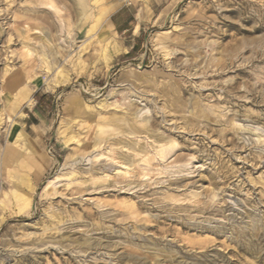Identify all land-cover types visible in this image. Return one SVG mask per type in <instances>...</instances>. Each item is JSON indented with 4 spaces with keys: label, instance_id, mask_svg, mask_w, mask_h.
I'll use <instances>...</instances> for the list:
<instances>
[{
    "label": "rangeland",
    "instance_id": "374dc122",
    "mask_svg": "<svg viewBox=\"0 0 264 264\" xmlns=\"http://www.w3.org/2000/svg\"><path fill=\"white\" fill-rule=\"evenodd\" d=\"M10 1L0 0V264H264V0H98L91 14L114 9L97 23L81 16L76 0ZM47 2L53 8L43 10ZM113 41L119 53L106 61ZM57 71L67 83L34 85ZM23 87L31 100L20 96ZM173 87L180 112L170 109ZM195 100L202 116L191 109ZM99 112L128 113L134 125L171 138L166 158L156 161L146 132L121 134L112 123L101 132L88 119ZM117 137L149 149L148 161ZM124 152L138 158L137 178L114 173ZM105 166L124 187L109 176L91 183ZM21 176L31 189L19 184L30 196L19 209L11 191Z\"/></svg>",
    "mask_w": 264,
    "mask_h": 264
},
{
    "label": "bare ground",
    "instance_id": "6f19581e",
    "mask_svg": "<svg viewBox=\"0 0 264 264\" xmlns=\"http://www.w3.org/2000/svg\"><path fill=\"white\" fill-rule=\"evenodd\" d=\"M4 1V0H3ZM13 0H11L10 2H12ZM59 1V0H58ZM61 1V0H60ZM77 1V4H78V7H80L81 8V16L83 17V18H85V17H90V18H92V21L93 22H96L97 23V21H98V19H99V17H104L106 14H108L112 9H114V3L112 4V5H110V6H103V4H102V6H103V8L101 7V9H99V7H98V11H97V14H91V12L89 11L90 9H87L88 8V6L90 5V6H92L91 8L92 9H94L95 8V4H97V2H101V1H98V0H91V4L87 1V0H76ZM90 1V0H89ZM122 1H124V0H122ZM9 2V1H8ZM26 1H24V3H25ZM56 2V1H55ZM115 2V1H114ZM118 2V1H117ZM116 2V3H117ZM27 3V2H26ZM25 3V4H26ZM58 3V2H57ZM62 3V2H61ZM73 3V2H72ZM29 4V3H28ZM47 6L46 7H42L43 8V10L44 9H50V8H53L51 5H50V2H47ZM63 4V3H62ZM61 4V5H62ZM30 5H32V4H30ZM68 5V4H67ZM72 5V4H71ZM74 5H76V4H74ZM28 6V5H27ZM40 6V5H39ZM60 7V6H59ZM62 7H63V5H62ZM66 7V6H65ZM72 7V6H71ZM24 8V7H23ZM33 7H30V10L32 9ZM39 8V7H38ZM58 8V7H57ZM67 8V7H66ZM25 9V8H24ZM37 9V8H36ZM61 9V8H60ZM63 9H65V8H63ZM72 9V8H71ZM34 10V9H33ZM39 10V9H38ZM53 10V9H52ZM78 10V9H77ZM32 11V10H31ZM31 11H30V13H31ZM34 11H37V10H34ZM33 11V12H34ZM79 11V10H78ZM28 12V11H27ZM39 12H41L40 10H39ZM43 12V11H42ZM46 12V11H45ZM74 11H73V9H72V13H73ZM77 12V11H76ZM1 13V12H0ZM35 13V12H34ZM37 13V12H36ZM35 13V14H36ZM51 13V12H50ZM79 13V12H78ZM9 14V13H8ZM25 13H23V15H24ZM56 14H57V12H56ZM46 15V14H45ZM47 15H48V13H47ZM51 16H54V15H52V14H50ZM49 15V16H50ZM72 15V14H71ZM76 15L78 16V14L76 13ZM0 16H4V15H0ZM28 16V15H27ZM31 16V15H30ZM75 16V15H74ZM80 16V15H79ZM17 17V16H16ZM40 14H39V20H40ZM55 17H57V16H55ZM1 18V17H0ZM5 18V17H4ZM9 18V17H8ZM18 18V17H17ZM49 18V17H48ZM57 18H59V17H57ZM81 18V17H80ZM10 19V18H9ZM43 19H44V17H43ZM47 21L49 20V19H47V18H45ZM55 19V18H54ZM56 20V19H55ZM58 20V19H57ZM75 20H77L76 18H75ZM35 21V20H34ZM41 21V20H40ZM50 21H51V23H52V19H50ZM80 21H82V20H80ZM80 21L78 22V23H80ZM54 22V21H53ZM63 22V21H62ZM61 22V23H62ZM41 23H42V21H41ZM50 23V25L52 26V24ZM54 24V23H53ZM60 24V23H59ZM58 24V25H59ZM36 25V24H35ZM45 25V24H44ZM63 25V24H62ZM78 25H80V24H77V26ZM37 26H39V25H37ZM48 26V25H47ZM93 26V25H92ZM45 27V26H44ZM58 26H56L55 28H57ZM62 27V26H61ZM41 28V27H40ZM46 28V27H45ZM59 28H60V26H59ZM58 28V29H59ZM62 28H64V27H62ZM61 28V29H62ZM27 29V28H26ZM29 29V28H28ZM42 29V28H41ZM57 29V30H58ZM30 30V29H29ZM63 30V29H62ZM38 30H36V32H37ZM44 31H45V29H44ZM92 31V27H90L88 30H87V33H89V32H91ZM34 32V31H33ZM40 32V31H39ZM38 32V33H39ZM49 32V31H48ZM59 32V31H58ZM60 33V32H59ZM160 33H162V32H160ZM17 34V33H16ZM27 34V33H26ZM30 34V33H29ZM40 34V33H39ZM31 35V34H30ZM43 35V34H42ZM47 34H45V36H46ZM164 34H162L161 36H163ZM2 36V35H1ZM28 36V35H27ZM45 36H44V38H45ZM165 36V35H164ZM163 36V37H164ZM14 37H15V35H14ZM47 37V36H46ZM63 37H64V35H63ZM10 38V37H9ZM21 38V37H20ZM61 38H62V36H61ZM157 38V37H156ZM158 39V38H157ZM159 39H161V38H159ZM164 39H165V37H164ZM163 39V40H164ZM8 41V40H7ZM106 41V39L104 40V42ZM108 41V40H107ZM110 41H112V40H110ZM160 41V40H159ZM166 41V40H165ZM39 42V41H38ZM37 42V43H38ZM43 41H41V43H42ZM103 42V41H102ZM26 43V42H25ZM24 43V44H25ZM45 43V42H44ZM106 43V42H105ZM108 43V42H107ZM162 43V42H161ZM40 44V43H39ZM109 44V43H108ZM38 45V44H37ZM47 45V44H46ZM27 46H28V44H27ZM40 46H42V45H40ZM159 46V45H158ZM165 46V45H164ZM37 47H39V46H37ZM59 47V46H58ZM162 47V45L160 44V48ZM27 48V47H26ZM31 48V47H30ZM108 48H110V50H109V54L108 53H106L107 54V56L105 57V59H106V61H108V59L110 58V56L111 55H114V54H118L119 53V50H120V46L118 45V43L117 42H111L110 43V45H109V47ZM163 48V47H162ZM166 48V47H165ZM59 49V48H58ZM164 49V48H163ZM162 49V50H163ZM43 50V49H42ZM61 50V49H60ZM101 50V49H100ZM164 50H166V49H164ZM39 51V50H38ZM107 51V50H106ZM167 51V50H166ZM28 52V51H27ZM33 52V51H32ZM47 52V51H46ZM49 52H50V50H49ZM165 52V51H164ZM163 52V53H164ZM104 53V52H103ZM111 53V54H110ZM166 53V52H165ZM164 53V54H165ZM38 54L39 53H37V55L36 56H38ZM50 54V53H49ZM60 54V53H59ZM105 54V53H104ZM10 55V54H9ZM58 55V54H57ZM103 55V54H102ZM166 55H167V53H166ZM29 56V55H28ZM49 56V55H48ZM51 56H52V54H51ZM62 56V55H61ZM104 56V55H103ZM35 57V56H34ZM33 57V58H34ZM44 57H45V55H44ZM37 58V57H36ZM38 59V58H37ZM43 59V58H42ZM46 59H47V57H46ZM102 59H104V57L102 58ZM104 59V60H105ZM50 60V59H49ZM55 60V59H54ZM59 60V59H58ZM27 61V60H26ZM37 61H39V60H37ZM105 61V62H106ZM36 62V61H35ZM42 62L44 63L45 62V68L48 70V71H51L52 70V64H50V63H52V62H50L49 63V61H43L42 60ZM54 62V61H53ZM78 62V61H77ZM26 63V62H25ZM42 63V64H43ZM55 63V62H54ZM41 64V63H40ZM6 65V64H5ZM11 65V64H10ZM44 65V64H43ZM58 65V64H57ZM12 66V65H11ZM40 66V65H39ZM59 66V65H58ZM14 67V66H13ZM12 67V68H13ZM26 67V66H25ZM15 68V67H14ZM24 68V66H22V68H20V70L21 69H23ZM37 68V67H36ZM56 68V67H55ZM58 68V67H57ZM56 68V69H57ZM127 68V67H126ZM131 68V67H130ZM9 69H11V68H8V69H6L7 71L9 70ZM37 69H39V67L37 68ZM132 69V68H131ZM4 70H5V68H4ZM14 70H16V68L14 69ZM142 70V69H141ZM24 71V70H23ZM27 71V70H26ZM37 71V70H36ZM35 71V72H36ZM43 71H44V68H43ZM11 72V71H10ZM34 71H32V73H35ZM39 72V71H38ZM61 72V71H60ZM60 72H55V73H52L49 77H47V78H45L43 81H40V79L39 78H35L33 81H34V85L35 86H38V85H40L41 83L42 84H44L43 86L46 88V89H54L56 86H59L60 84H65V83H67L68 82V77L66 76V74H63V73H60ZM124 72V71H123ZM127 72V71H126ZM130 72H132V71H130ZM16 73V72H15ZM23 73H25V71L23 72ZM29 73V72H28ZM45 73V72H44ZM10 74V73H9ZM12 74V73H11ZM39 75L40 74H42V73H38ZM48 74V73H47ZM134 74H135V72H134ZM133 74V75H134ZM13 75H14V73H13ZM33 75H36V73L35 74H33ZM43 75V74H42ZM136 75V74H135ZM16 76H18V74L16 75ZM15 76V77H16ZM20 76H21V74H20ZM24 76V75H23ZM26 76V75H25ZM48 76V75H47ZM128 76V75H127ZM137 76V75H136ZM135 76V77H136ZM4 77H5V75H4ZM9 77H10V75H9ZM11 77H12V75H11ZM28 77H29V75H28ZM46 77V76H45ZM125 78H126V76H124ZM34 78V77H33ZM44 78V77H43ZM6 79V78H5ZM28 79V78H27ZM123 79V78H122ZM11 80H13V79H11ZM11 80L9 81V82H11ZM133 80V79H132ZM140 80H142V79H140ZM140 80H138L139 82H140ZM146 80V79H145ZM148 80V79H147ZM151 80V79H150ZM14 81V80H13ZM19 81V80H18ZM17 81V82H18ZM27 81H29V80H27ZM6 82V81H5ZM17 82L15 81V83L17 84ZM20 82H21V79H20ZM135 82V81H134ZM137 82V81H136ZM164 82V81H163ZM162 82V83H163ZM169 82V81H168ZM8 83V82H7ZM141 83V82H140ZM150 83V82H149ZM152 83V82H151ZM165 83H167V82H165ZM24 84V83H23ZM29 84V83H28ZM138 84V83H137ZM8 85H10V84H8ZM149 85H152V84H148L147 83V86H149ZM167 85V84H166ZM14 86V85H13ZM19 86V85H18ZM176 86H177V84H176ZM7 87V86H6ZM5 87V88H6ZM153 87V86H152ZM163 87V92L165 93V94H167L168 95V93H167V88H166V86L164 85V86H162ZM14 88V87H13ZM17 88V87H16ZM57 88V87H56ZM161 87H159V89H160ZM178 88V87H177ZM10 89H11V87H10ZM45 89V90H46ZM172 89V88H171ZM173 89H174V87H173ZM176 89V88H175ZM175 89H174V91H171V92H173L172 94L174 95L172 98L170 97V99H171V103H172V108L170 107V109H172V110H174V111H176V112H180L181 111V107L184 105L182 102H181V100H180V96H179V93H180V91H179V89H176V91H175ZM8 90L9 89H7L6 91L8 92ZM177 90L179 91V92H177ZM16 91V90H15ZM4 92V91H3ZM10 92V91H9ZM14 93V92H13ZM181 94V93H180ZM14 95V94H13ZM16 95V94H15ZM19 95V94H18ZM20 96L23 98V99H27V100H31V98L29 97V89L28 88H26V87H23V88H21L20 89ZM13 97V96H12ZM16 98V97H15ZM170 101V100H169ZM15 102V101H14ZM13 102V103H14ZM30 102V101H29ZM11 103V102H10ZM169 103V102H168ZM82 104V103H81ZM99 104H101V107H104L105 106V104H107V102L106 101H100L99 102ZM114 104H116V103H114ZM194 106L195 105H197V102H196V100H195V102H193L192 103ZM199 104V103H198ZM10 105V104H9ZM110 105V104H109ZM11 106V105H10ZM111 106V105H110ZM170 106V105H169ZM185 106V105H184ZM89 106H87V108H88ZM137 107V106H136ZM135 107V108H136ZM168 107V106H167ZM197 107V108H196ZM196 107H194V108H191V109H195L196 110V112L199 114V115H201L202 116V111H201V109L200 108H198V105L196 106ZM81 108V107H80ZM87 108H83V109H87ZM92 108V107H91ZM91 108H88L87 110H89L90 109V111L92 112V110H91ZM95 108V107H94ZM108 108V107H107ZM109 108H111V107H109ZM108 108V109H109ZM97 109V108H96ZM99 109H101V108H99ZM104 109H105V107H104ZM107 109V110H108ZM115 109V108H114ZM113 109V110H114ZM140 109V108H139ZM138 109V110H139ZM80 110H82V108L80 109ZM86 110V111H87ZM194 110V111H195ZM96 111V112H95ZM99 111V110H98ZM101 111V110H100ZM104 110H102V112H103ZM114 111H116V109L114 110ZM120 111V110H119ZM118 111V112H119ZM123 111V110H122ZM171 111V110H170ZM89 112V111H88ZM87 112V113H88ZM94 112L95 113H97V110H94ZM101 112V113H102ZM121 112V111H120ZM132 112V111H131ZM80 113V112H79ZM100 113V112H99ZM101 113L100 114H96L97 116H92V115H90V116H88V119H90L91 118V120H93V119H96L97 120V125L95 126V127H97V129H99L101 132H104V128H105V126H106V124H108V123H112V124H115L116 126H117V128H114V127H112V128H114V130H117V132L118 133H121V134H123L124 132H125V134H126V132L127 133H131V134H135V135H140V133H144V132H146L145 134H148V137L150 138V135L151 136H154L153 138H154V140L153 141H155L156 143H157V150L155 151V155H153L155 158H156V161H158V163H159V160H162V158H166V157H164L165 155H166V153H165V151H164V148L166 147L165 145L166 144H168V143H170V142H172V140H171V138L170 137H168V138H170V139H164L163 137H165L166 135H164V136H162V137H160L159 136V133H158V135H156L154 132H153V129H150V127H149V125H147L145 122H139V123H141L142 124V126H141V124H139V126L140 127H138V126H136V125H134L133 123H131V122H129L128 120H127V118H126V116H127V114L124 116L123 115V113H122V115L119 113V115H117V114H111L112 113V111H111V113H110V115H107V116H105V115H101ZM108 113V112H107ZM117 113V112H116ZM195 113V112H194ZM83 114H84V112H83ZM91 114V113H90ZM93 114V113H92ZM104 114V113H103ZM1 112H0V120H1ZM191 115V114H190ZM97 117V118H96ZM129 117V116H128ZM86 118V117H85ZM130 118V117H129ZM131 119V118H130ZM132 119H134V121H135V119H136V117L134 116V118H132ZM131 119V120H132ZM138 119V118H137ZM141 119V118H140ZM86 120V119H85ZM95 120V121H96ZM144 119H142V121H143ZM148 120V119H147ZM89 121V120H88ZM155 122V121H154ZM187 122V121H186ZM189 122V121H188ZM138 123V122H137ZM149 123H151V122H149ZM96 124V123H95ZM89 125H90V123H89ZM88 125V126H89ZM151 125V124H150ZM186 125V124H185ZM90 126H92V125H90ZM109 126V125H108ZM158 126V125H157ZM156 126V127H157ZM111 127V126H110ZM152 127V126H151ZM94 128V127H93ZM153 128V127H152ZM90 129H92L91 127H90ZM154 130H156L155 128H154ZM92 131H93V129H92ZM91 131V132H92ZM72 132V131H71ZM157 132H158V130H157ZM156 132V133H157ZM98 133V132H97ZM100 134V133H99ZM144 134V135H145ZM150 134V135H149ZM162 134V133H161ZM76 135V134H75ZM75 135L72 133V134H69L68 135V139L69 140H71V139H76L75 138ZM163 135V134H162ZM127 136V135H126ZM142 136V135H141ZM15 139L14 140H16V141H18V140H22V134L20 133V132H18L15 136ZM96 137V136H95ZM112 137V136H111ZM114 137V136H113ZM146 138H147V136H145ZM106 138V137H105ZM105 138H103V139H105ZM109 138V137H108ZM115 138V137H114ZM166 138V137H165ZM96 139V138H95ZM98 139H100V136H99V138ZM118 139V137L114 140V143H120L121 145H120V148H124V147H127L128 148V150H131V152H132V154L134 155V156H137L138 157V155L140 156V158H139V160L141 159V161H143V162H147L148 161V158H147V151L149 150H147L146 151V147L144 148V146L142 145V144H136L135 142H131V140L129 141V137L127 138L128 139V141H125V140H117ZM24 141H23V147L25 146V139H23ZM107 140V139H106ZM142 140V139H141ZM76 141H77V139H76ZM75 141V142H76ZM95 141V140H94ZM105 140H103V142H104ZM109 141H111V140H109ZM175 141V140H174ZM69 142V141H68ZM107 142H108V140H107ZM113 142V141H112ZM138 142V141H137ZM144 142V141H143ZM96 143V142H95ZM99 143H101V142H99ZM111 143V142H110ZM86 144H88V143H86ZM146 144V143H145ZM171 144V143H170ZM83 145H84V143H83ZM92 146H93V144H91ZM21 147H19V148H21L22 149V144L20 145ZM79 146V145H78ZM82 146V145H81ZM90 146V145H89ZM91 146V147H92ZM94 146H97L96 144L94 145ZM93 146V147H94ZM115 146V145H114ZM113 146V147H114ZM117 146L118 145H116L115 146V148H117ZM150 146V145H149ZM165 146V147H164ZM171 146V145H170ZM84 147V146H83ZM82 147V148H83ZM85 147H87V146H85ZM84 147V148H85ZM100 147V146H99ZM111 147V146H110ZM172 147V146H171ZM83 148V149H84ZM96 148V147H95ZM119 148V147H118ZM150 148V147H149ZM167 148H168V146H167ZM173 148V147H172ZM171 148V149H172ZM16 149V148H15ZM80 149V148H79ZM171 149H170V151H171ZM17 150H18V147H17ZM81 150V149H80ZM85 150V149H84ZM84 150H82V151H84ZM110 150V149H109ZM112 150V149H111ZM152 150V149H151ZM167 150H169V148L167 149ZM167 150H166V152H167ZM18 151H20V150H18ZM23 151V150H22ZM90 151V150H89ZM113 151V150H112ZM154 151V150H153ZM85 152H87V150L85 151ZM114 152V151H113ZM121 152V151H120ZM6 153V152H5ZM8 153V152H7ZM11 153H13V150L11 151ZM10 153V154H11ZM105 153V152H104ZM104 153H97L98 155L97 156H95V157H97V161L98 160H100V159H102V158H106V156L104 155ZM115 153V152H114ZM114 153H112V155L114 154ZM119 153V152H118ZM122 153V152H121ZM169 153V152H168ZM107 154V153H106ZM120 154V153H119ZM127 154V153H126ZM125 154V152L123 153V154H121L120 155V159L122 160L120 163H122L123 164V166H122V168L119 170H117L116 172H114L116 175H120V176H122V177H120V178H123L124 176L126 177V175H127V179H130V178H132L133 176H135V177H133V178H137L136 177V175H139L138 174V172H136V167H135V169L134 168H131V166H133V164H135L134 162L136 161V159H138V158H136L135 160L133 159V157H129V156H127ZM130 154V153H129ZM128 154V155H129ZM149 154H152V153H150L149 152ZM148 154V155H149ZM178 155H179V153H177ZM181 154H182V152H181ZM184 154V153H183ZM14 155H16V153H14ZM14 155H12V156H14ZM21 155V153L20 152H17V157H19ZM156 155H159L160 156V158H158ZM169 155V154H168ZM193 154L191 153V156H192ZM104 156V157H103ZM110 156L111 155H109L108 157L110 158ZM185 156V155H184ZM108 157H107V160H109L108 159ZM118 157V156H117ZM176 157H177V155H176ZM179 157V156H178ZM4 159L3 160H7V156H5V157H3ZM100 158V159H99ZM135 158V157H134ZM167 158H168V156H167ZM184 158V157H183ZM20 159V158H19ZM110 159H112V158H110ZM178 159V158H177ZM182 159V158H181ZM180 159V160H181ZM115 160V159H114ZM114 160H110V161H114ZM9 161V160H8ZM117 161V160H116ZM152 161V160H151ZM166 161H167V159H166ZM176 161V160H175ZM179 161V160H178ZM100 162V161H99ZM107 162V161H106ZM109 162V161H108ZM117 163V162H116ZM115 163V164H116ZM140 163V162H139ZM138 163V164H139ZM101 164H102V162H101ZM100 164V165H101ZM104 164V163H103ZM106 164H108V163H106ZM137 164V163H136ZM138 164H137V166H138ZM141 164V163H140ZM162 164V163H161ZM163 164H165V163H163ZM105 165V164H104ZM109 166H111L110 165V163L108 164ZM107 165V166H108ZM146 167L148 166L147 164H144ZM143 164H142V166L145 168V166H144ZM159 165V164H158ZM120 166V165H119ZM141 166V165H140ZM151 166V165H150ZM112 167H114L113 165H112ZM134 167V166H133ZM139 167V166H138ZM149 167V166H148ZM72 168V167H71ZM140 168V167H139ZM110 169V168H109ZM108 169V170H109ZM142 169V168H141ZM97 170V169H96ZM113 170V169H112ZM137 170H139V169H137ZM151 170V169H150ZM19 171V170H18ZM102 173H101V175L100 176H96V177H93V179L91 180V183L93 184V183H95L96 181H98L99 179L100 180H102V181H105L106 180V178L109 176V177H112V179H111V181L113 180L114 182H116L115 180H117L118 182H120L119 180H120V178L118 177L117 179L116 178H113L114 176H110V174L109 173H107L106 172V166H105V168H103L102 170ZM110 171H111V169H110ZM141 171V170H140ZM144 171L145 170H143V173H142V176H146V177H148L146 174L148 173H144ZM147 171V170H146ZM15 172V171H14ZM16 172H17V170H16ZM22 172V171H21ZM95 172V171H94ZM150 172V171H149ZM11 173H13V172H11ZM19 173H20V171H19ZM67 173V172H66ZM71 173L74 175L75 174V171H71ZM76 173H78V172H76ZM100 173V172H99ZM17 173H15V175H16ZM22 174V173H21ZM20 174V175H21ZM25 174V173H24ZM23 174V175H24ZM69 174V173H68ZM11 176H12V174H10ZM95 174H93V176H94ZM114 175V174H113ZM115 175V176H116ZM14 176V175H13ZM17 176V175H16ZM141 176V177H142ZM22 177H24V176H21V177H18V181L15 183V181L13 182V189H12V191H11V193H12V196H14V198H15V200L17 201V205L19 206V209H22V207H28L29 206V197L25 194V192H23L22 191V187H20V185L21 184H23V185H25V187L27 186V187H30V185L28 184L29 182H28V180H26V179H24L25 177H26V175H25V177L24 178H22ZM75 177V176H74ZM73 177V178H74ZM91 177V176H90ZM89 177V178H90ZM108 177V178H109ZM130 177V178H129ZM29 178V177H28ZM77 178V177H76ZM70 179H71V176H70ZM91 179V178H90ZM89 179V180H90ZM139 179V178H138ZM140 179H143V178H140ZM13 180V179H12ZM15 180H16V178H15ZM30 180V179H29ZM72 180V179H71ZM74 180V179H73ZM78 180V179H77ZM126 180V179H125ZM124 180V181H125ZM144 180V179H143ZM67 181V180H66ZM69 181V180H68ZM86 180H84V182H85ZM108 181V180H107ZM106 181V182H107ZM110 181V180H109ZM122 181H123V179H122ZM122 181L120 182V184L122 183ZM130 181V180H129ZM132 181V180H131ZM137 181V180H136ZM144 181H146V178H145V180ZM143 181H141V183H142ZM124 183V182H123ZM127 183V182H126ZM129 183V182H128ZM140 183V182H139ZM139 183H138V181H137V184L139 185ZM143 183H145L146 184V182H143ZM20 184V185H19ZM66 184V182L64 183V185ZM114 184V183H113ZM117 184V183H116ZM120 184H119V186H120ZM130 184V183H129ZM148 184V183H147ZM69 185V184H68ZM67 185V186H68ZM94 185V184H93ZM108 185V184H107ZM118 185V184H117ZM122 185V184H121ZM131 185V184H130ZM129 185V186H130ZM135 185H136V182H135ZM151 184H149V186H150ZM109 186V185H108ZM111 186V185H110ZM109 186V187H110ZM115 185H113V186H111V188L112 187H114ZM118 186V187H119ZM123 186V185H122ZM121 186V187H122ZM124 186H125V184H124ZM123 186V187H124ZM127 186V185H126ZM129 186H127L128 188H129ZM117 187V186H116ZM121 187H119V188H121ZM144 187H145V185H144ZM22 188V189H21ZM107 188V187H106ZM30 189H31V187H30ZM90 189H92L93 190V188H90ZM118 189V188H117ZM123 189V188H122ZM124 189H126V188H124ZM131 189H132V187H131ZM78 190V189H77ZM95 190V189H94ZM26 191V190H25ZM84 191V190H83ZM117 191V190H116ZM120 191H122L121 189H120ZM130 191V189H128V192ZM27 192V191H26ZM81 192V191H80ZM124 192V191H123ZM122 193V192H121ZM30 194H31V192H30ZM133 194V193H132ZM129 195V194H128ZM172 199H175V198H172ZM125 202H127V201H125ZM124 203V202H123ZM131 204V203H130ZM124 206H126V205H124ZM135 206V205H134ZM53 212V211H52ZM56 213H58V212H56ZM51 217H53V218H57L58 217V215H56V214H53L52 213V216ZM60 217V216H59ZM57 221V220H56ZM61 221V220H60ZM49 222V221H48ZM51 223V222H50ZM49 223V224H50ZM52 223H55L54 221L52 222ZM57 225V224H56ZM51 226V225H50ZM54 226H55V224H54ZM57 228V227H56ZM56 228H55V230H56ZM58 229H59V227H58ZM63 236H66L67 237V235H63ZM40 238V237H39ZM44 238V237H43ZM37 239V238H36ZM38 240V239H37ZM67 240V239H66ZM85 241V240H84ZM35 242V241H34ZM53 242V241H52ZM50 243V242H49ZM56 243V242H55ZM62 243V242H61ZM76 243V242H75ZM80 243V242H79ZM78 243V244H79ZM35 245V244H34ZM63 245V244H62ZM76 246V245H75ZM79 246V245H78ZM78 246H77V248H78ZM84 247V246H83ZM141 247V246H140ZM145 247V246H144ZM155 247H156V245H155ZM163 248H165V247H163ZM85 249H86V247H85ZM89 249V248H88ZM150 249V248H149ZM151 249H153V248H151ZM164 250V249H163ZM166 250V249H165ZM80 251H82V250H80ZM162 252V251H161ZM163 252H165V251H163ZM167 252V251H166ZM168 254L170 253V252H167ZM168 254H167V256H168ZM137 260V259H136ZM134 263H136V262H134ZM139 263V262H138ZM137 263V264H138Z\"/></svg>",
    "mask_w": 264,
    "mask_h": 264
},
{
    "label": "crops",
    "instance_id": "0c3cea01",
    "mask_svg": "<svg viewBox=\"0 0 264 264\" xmlns=\"http://www.w3.org/2000/svg\"><path fill=\"white\" fill-rule=\"evenodd\" d=\"M119 9H121V8H119ZM118 9V10H119ZM117 10V11H118ZM115 13H112L111 14V18L113 17V15H114ZM111 20V24H112V26L114 27V26H116V22H114L112 19H110ZM118 26L120 25V24H117ZM120 27V29H121V31H125L126 30V26H123V25H121V26H119Z\"/></svg>",
    "mask_w": 264,
    "mask_h": 264
}]
</instances>
